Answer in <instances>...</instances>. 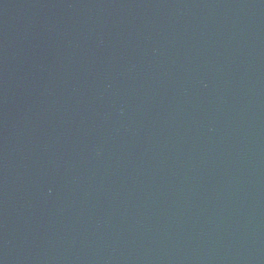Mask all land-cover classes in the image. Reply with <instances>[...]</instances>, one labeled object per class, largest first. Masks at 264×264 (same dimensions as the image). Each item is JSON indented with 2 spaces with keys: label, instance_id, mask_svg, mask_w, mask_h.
Returning a JSON list of instances; mask_svg holds the SVG:
<instances>
[{
  "label": "water",
  "instance_id": "obj_1",
  "mask_svg": "<svg viewBox=\"0 0 264 264\" xmlns=\"http://www.w3.org/2000/svg\"><path fill=\"white\" fill-rule=\"evenodd\" d=\"M0 264H264V0H0Z\"/></svg>",
  "mask_w": 264,
  "mask_h": 264
}]
</instances>
